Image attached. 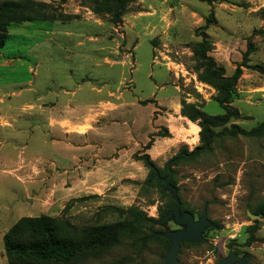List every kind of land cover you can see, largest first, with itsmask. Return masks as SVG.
Instances as JSON below:
<instances>
[{"label": "rangeland", "instance_id": "rangeland-1", "mask_svg": "<svg viewBox=\"0 0 264 264\" xmlns=\"http://www.w3.org/2000/svg\"><path fill=\"white\" fill-rule=\"evenodd\" d=\"M34 1L49 6V21L12 25L0 51V264H22L4 243L22 218L48 216L86 228L124 221L111 207H134L157 220L172 207L170 194L148 183L151 171L139 159L150 154L165 175L184 146L192 152L200 145L192 121L188 138L177 143L172 126L185 117L183 103L224 114L216 87L200 77L203 32L227 76L248 50V63L264 67V0H130L118 24L81 0ZM89 36L101 41L99 55L85 53L95 44L74 43ZM99 101L91 114L100 117L86 128L103 135V152L67 151L78 142L52 118L80 117ZM232 105L242 118L227 127L251 133L264 122V73L244 68ZM217 132L209 152L172 167L184 210L196 219L207 212L215 223L199 246L181 248L179 260L219 264L235 251L248 254L247 264H264V241L246 246L251 226L264 240V219L250 216L264 200V136ZM114 135L121 137L116 150L109 142ZM167 250L160 240L145 247L123 242L76 264H162Z\"/></svg>", "mask_w": 264, "mask_h": 264}, {"label": "trees", "instance_id": "trees-1", "mask_svg": "<svg viewBox=\"0 0 264 264\" xmlns=\"http://www.w3.org/2000/svg\"><path fill=\"white\" fill-rule=\"evenodd\" d=\"M81 1L89 5L95 15L106 14L111 16V21L115 24L122 23L123 17L128 13L130 4V0ZM46 7L49 6L34 0L0 2V51L6 46L9 38V28L12 25L34 21H49L47 14L44 12ZM208 26L209 23L205 28H208ZM201 36L203 40L197 47V58L203 68L201 69L200 77L205 82L216 87L218 92L216 101L223 107L225 112L222 115L212 116L200 110L197 106L183 103V116L194 123H198L201 128L200 145L192 152L189 151L187 146H184L179 155L168 163L165 175L161 174V170L157 168L149 155H144L139 159L143 160L151 171L148 183L156 182L164 189L165 185L155 180L156 171L160 173L161 177H166L169 173V167L172 168L183 161H192L209 152L213 143L219 137L218 128H223L224 133L264 136V122L251 133L246 132L236 124H233L231 128L227 127L233 120L242 118L240 111L232 104L237 97V87L243 76V69L264 73V67L248 63V52L250 51L248 50L242 63L238 65L234 74L229 77L226 75V68L218 64L215 58L210 55L213 48L208 34L203 32ZM148 149H150V146H148ZM172 184L176 186L173 177ZM172 203V207L162 213V217L174 209L176 204L173 199ZM110 209L124 216V221L115 224L79 228L48 216L22 218L5 235V250L10 257L17 259L22 264H76L87 257L109 251L123 242H129L135 247L139 245L145 247L151 242L160 240L169 248L170 244L167 240L154 235L156 232L161 231L155 230L156 226L152 223L153 219L149 218L144 212L134 207L129 210H121L116 207H111ZM182 212H186L183 202ZM253 214L264 219V200L254 208ZM248 229L252 235L249 237L246 246L258 241H264L254 235L257 230L255 226H251ZM199 245L183 243L182 247H197ZM235 253L241 254L239 252Z\"/></svg>", "mask_w": 264, "mask_h": 264}, {"label": "water", "instance_id": "water-1", "mask_svg": "<svg viewBox=\"0 0 264 264\" xmlns=\"http://www.w3.org/2000/svg\"><path fill=\"white\" fill-rule=\"evenodd\" d=\"M173 170L169 167V173L166 177H161L156 171L155 180L165 185V190L171 194L175 201L174 209L164 215L161 219H153L152 223L156 226L163 227V232H156V237L163 238L169 242V248L164 257L163 264H182L179 260L181 247L183 243L201 244L205 240V233L215 227V223L209 219L205 212L199 219L186 211L182 212V201L179 197V189L172 184ZM253 219H259V216L250 215ZM169 223H174L178 227L177 230L167 228ZM248 254L242 256L231 251L227 257L223 258L219 264H247Z\"/></svg>", "mask_w": 264, "mask_h": 264}, {"label": "crops", "instance_id": "crops-1", "mask_svg": "<svg viewBox=\"0 0 264 264\" xmlns=\"http://www.w3.org/2000/svg\"><path fill=\"white\" fill-rule=\"evenodd\" d=\"M85 42L95 44V46L92 49H90V50L85 49L86 54H91L92 56H94L96 53L98 55L101 53V41L99 40L98 37L89 36V39L87 41H82L80 39L77 41H74V43L77 44L79 47H85L86 46ZM97 92L101 93V89H98ZM101 104H102V101H99V103L97 105H89L88 106L89 111L83 113L82 116H80V117H74L73 114H71L69 112H65V113L59 114L60 116H58V117L55 116L52 118L53 123L54 122L60 123V127L66 128L65 134L68 135V137H70V139L75 138L78 142L79 147H77L76 149L68 148V149H66L67 151H71L72 153H77L78 155H91V153L96 154L98 151L100 154V152L101 153L103 152L102 147H101L103 135L101 133H98L97 131L91 132L89 129L86 128L87 126H89L91 124L92 118L98 119L100 117V115L98 113H97V115L91 114V113L93 112V110H95L94 108H99L101 106ZM125 107L127 110L128 109L127 106H125ZM156 110L157 109H155L154 112ZM184 119L187 121V123L185 122ZM189 123H190V125L192 124V122L189 121V119L182 117V120L178 121L177 126L176 125L172 126L173 128L177 129V143H181V140L185 137L188 138V132L191 130V126L189 125ZM193 124H195V123H193ZM195 127L199 128V133H200L201 128L199 127V125L195 124ZM82 128H84L83 131L81 130ZM170 131H172V130H170ZM74 136H76V137H74ZM120 138L121 137H118L115 135L109 137V139H110L109 142L111 144H113V147L115 150L118 147V140H120ZM123 138L126 140L128 139L127 137H123ZM129 139L132 140V137H130ZM199 142H200V136H199L198 141L195 143V145H197ZM111 162H112V165L116 166V167H117V165L119 166V163H121V161L119 159H117L116 157H114ZM81 169L83 170L85 168L81 167ZM86 178L90 179L88 174L84 179H86Z\"/></svg>", "mask_w": 264, "mask_h": 264}, {"label": "bare ground", "instance_id": "bare-ground-1", "mask_svg": "<svg viewBox=\"0 0 264 264\" xmlns=\"http://www.w3.org/2000/svg\"><path fill=\"white\" fill-rule=\"evenodd\" d=\"M197 134H198V132L196 130H194V136H196V138H197Z\"/></svg>", "mask_w": 264, "mask_h": 264}, {"label": "flooded vegetation", "instance_id": "flooded-vegetation-1", "mask_svg": "<svg viewBox=\"0 0 264 264\" xmlns=\"http://www.w3.org/2000/svg\"><path fill=\"white\" fill-rule=\"evenodd\" d=\"M177 230V229H176Z\"/></svg>", "mask_w": 264, "mask_h": 264}]
</instances>
